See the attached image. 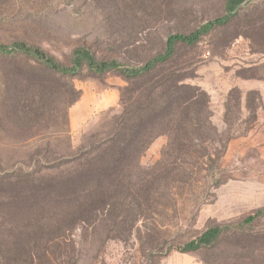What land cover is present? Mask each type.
Returning <instances> with one entry per match:
<instances>
[{
  "label": "rangeland",
  "instance_id": "obj_1",
  "mask_svg": "<svg viewBox=\"0 0 264 264\" xmlns=\"http://www.w3.org/2000/svg\"><path fill=\"white\" fill-rule=\"evenodd\" d=\"M225 2L0 0V44L25 42L64 65L86 47L140 67L170 35L226 15ZM168 80L206 94L189 102L197 128L170 140L145 124L140 154L129 130L148 114L135 108ZM261 210L264 0L137 81L64 77L0 54V264H264V216L240 226ZM211 227L236 229L177 251Z\"/></svg>",
  "mask_w": 264,
  "mask_h": 264
},
{
  "label": "trees",
  "instance_id": "obj_2",
  "mask_svg": "<svg viewBox=\"0 0 264 264\" xmlns=\"http://www.w3.org/2000/svg\"><path fill=\"white\" fill-rule=\"evenodd\" d=\"M250 4V0H226L225 13L223 17L201 26L198 30L190 34H173L167 39L165 50L160 55L147 61L140 67H128L117 60H99L88 48H76L71 56L70 64L64 65L55 57L46 53L39 47L30 46L25 42H16L12 45L0 44V54L4 56L22 55L39 62L45 68L64 77H76L87 70L92 74L102 76L110 72H119L128 80L137 81L143 79L158 69L168 64L176 55L177 48L180 45L193 47L201 39L218 28L227 26L236 17L239 7L243 3ZM206 96V94L197 87L190 85H180L168 80V84H162L160 89L154 88L148 95V103L145 106H137L136 111L143 110L148 114L147 118L137 117L133 120V129L129 130L134 140L136 139V151L144 153L147 146L139 145L146 139V131L143 129L145 124L152 127L153 134L156 132H165L170 135V140L174 133L187 134L190 130H195L197 115L200 111H194L193 104L189 103L192 99ZM199 124V123H198ZM200 125V124H199ZM172 134V135H171ZM186 137V136H185ZM168 149H179L183 151L186 146L177 147L171 141ZM190 150L187 149V152ZM186 152V153H187ZM136 162V160H133ZM264 216V210L246 218L241 227H250ZM236 228L229 227H211L204 231L198 238L185 244L177 251L183 254L194 253L201 249L214 247L227 232H233Z\"/></svg>",
  "mask_w": 264,
  "mask_h": 264
}]
</instances>
